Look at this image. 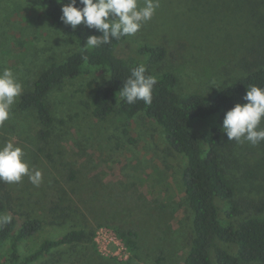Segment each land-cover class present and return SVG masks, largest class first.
<instances>
[{
	"label": "rangeland",
	"instance_id": "rangeland-1",
	"mask_svg": "<svg viewBox=\"0 0 264 264\" xmlns=\"http://www.w3.org/2000/svg\"><path fill=\"white\" fill-rule=\"evenodd\" d=\"M138 2L143 6L144 0ZM262 42L264 0H159L152 19L122 47L141 59V47L164 46L166 58L152 73H175L179 95L211 97L247 74L242 59H250L248 51ZM77 48L71 36L26 0H0V71L12 70L23 85L22 95L33 89L42 72ZM106 79V71L97 69L66 80L48 94L54 126L47 142L39 136L36 112L20 108L22 95L0 127V145L13 141L24 149L29 167L43 174L39 187L27 176L18 184L0 182L12 195L20 223L28 215L43 223L38 234L19 244V253L25 257L44 240L71 230L85 228L95 235L108 225L137 234L136 256L131 254L128 261L105 258L91 241L59 247L33 264H184L192 237V214L181 180L185 157L169 147L163 128L145 113L130 120L127 134L123 115L95 119L92 91ZM214 123H198L195 131L201 136ZM227 167L237 187L235 199L264 198V142L238 143ZM63 208L69 212L65 221L60 218ZM248 215L243 212L232 220ZM221 218L230 220L223 212ZM10 247L8 241L0 250V264H8ZM213 264H218L215 259Z\"/></svg>",
	"mask_w": 264,
	"mask_h": 264
},
{
	"label": "trees",
	"instance_id": "trees-1",
	"mask_svg": "<svg viewBox=\"0 0 264 264\" xmlns=\"http://www.w3.org/2000/svg\"><path fill=\"white\" fill-rule=\"evenodd\" d=\"M26 2L41 10L78 45L77 50L65 60L42 72L33 89L20 98L22 110L36 112L40 138L47 142L53 134L54 117L46 100L48 94L68 79H75L97 69L105 70L107 79L92 91L93 117L104 121L115 113L123 115L126 118L127 134L130 120L139 113H145L163 128L169 147L185 157L181 180L192 214V237L184 264H213L214 259L218 264H264V198L257 201L243 197L235 199L237 187L228 176L227 163L238 143L228 141L222 130L226 112L237 103H246L243 97L247 87L256 85L264 88V42L259 44L258 49L248 51L250 59H242L241 64L247 74L222 85L214 96H182L175 91L178 82L175 73L165 72L155 76L151 71L166 58L167 50L164 46L141 47L138 53L141 59L129 55L123 49L122 44L127 37L113 39L110 44L97 48H89L84 44L87 37L102 33L88 29L83 24L73 30L61 21L62 6L70 0H63V4L57 0ZM77 7L82 5L77 3ZM140 64L146 67V75H152L157 80L151 105H146L143 101L129 105L119 95L123 81L128 78L131 69ZM210 119H215L210 131L199 136L195 125ZM75 178V172L72 171L70 179ZM218 200L225 201L226 208L221 207ZM61 211L60 218L65 221L69 218V212L67 208ZM7 212L13 213L12 221L0 227V250L11 241L8 264H33L59 247L91 241L94 243V231L81 228L71 230L56 239H46L33 253L22 257L19 244L38 234L43 223L29 215L20 223L13 212L11 193L0 187V215ZM222 212L230 219L226 223L221 218ZM243 212H248L249 215L242 221L232 220ZM103 226L115 230L111 226ZM115 232L124 240L131 254L136 256L137 234L132 230L122 229H116ZM230 247H234L235 251L229 250Z\"/></svg>",
	"mask_w": 264,
	"mask_h": 264
},
{
	"label": "clouds",
	"instance_id": "clouds-1",
	"mask_svg": "<svg viewBox=\"0 0 264 264\" xmlns=\"http://www.w3.org/2000/svg\"><path fill=\"white\" fill-rule=\"evenodd\" d=\"M57 2L63 4V0ZM77 3L82 7H77ZM158 7L159 0H144L143 6L138 0H70L62 6L61 21L73 30L83 24L102 33L88 36L84 43L89 48H97L110 44L113 39L134 36L152 19ZM146 71V67L140 64L132 68L128 78L123 81L119 95L127 104L143 101L151 105L157 80L152 75H146ZM22 92L23 85L11 69L0 71V127L10 119L12 107ZM243 100L246 103H237L226 112L222 130L228 141L248 142L255 146L264 142V128L260 127L264 121V88L248 86ZM24 156V149L11 140L0 145V182L18 184L27 176L33 186L41 185L42 172L30 168ZM11 221L10 215H0V227Z\"/></svg>",
	"mask_w": 264,
	"mask_h": 264
},
{
	"label": "built area",
	"instance_id": "built-area-1",
	"mask_svg": "<svg viewBox=\"0 0 264 264\" xmlns=\"http://www.w3.org/2000/svg\"><path fill=\"white\" fill-rule=\"evenodd\" d=\"M94 244L103 257L117 261H128L131 252L124 240L110 227H99L94 235Z\"/></svg>",
	"mask_w": 264,
	"mask_h": 264
}]
</instances>
